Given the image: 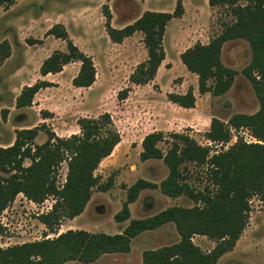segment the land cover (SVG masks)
Here are the masks:
<instances>
[{"label":"rangeland","instance_id":"374dc122","mask_svg":"<svg viewBox=\"0 0 264 264\" xmlns=\"http://www.w3.org/2000/svg\"><path fill=\"white\" fill-rule=\"evenodd\" d=\"M178 1L182 4L183 13L166 25L162 40L165 57L154 77L145 84L130 82L129 76L136 65L146 59L143 34L135 32L120 43L112 42L105 30L102 7L106 5L109 8L110 25L121 28L146 10L172 12ZM212 1L17 0L13 7H0V43L6 34L7 24L15 28V38L25 47L29 38H38L36 45L28 47L33 51L25 70L31 79L36 78L37 66L44 56L53 50L65 49L64 41L47 37L49 35L45 33L46 28L60 19L67 24V28L64 27L72 42L90 56L96 72L95 81L89 87L77 88L72 85V78L78 73L80 62L63 67L58 75H48L54 81L53 88L35 99L29 109H15L10 107V102L25 83L10 77L11 67L4 69L0 63V146L6 147L12 142L16 129L32 125L39 127L36 143L45 142L48 131L59 137H68L79 132L78 118L96 117L104 112L109 113L120 135L112 153L94 171L100 184L112 181V185L105 191L94 188L82 214L72 220L62 218L50 230L41 222L40 216L51 210L55 198L48 197L41 203H34L18 194L0 214L1 248L53 238L68 229L114 234L126 227L131 219L148 217L171 206L192 207L193 201L185 195L169 197L161 193L158 185L168 173L161 159L140 160L141 141L150 132H162L165 136L158 143L163 152L170 147L172 138L169 134L174 132L188 135L212 150L226 149L237 140L259 142L248 128H231L230 137L223 144L206 139L211 118L227 122L233 114H252L258 109L251 85L241 73L251 54L245 40H230L222 47V63L238 72L231 88L222 95L199 93L197 76L189 72L180 60V54L187 48L196 42L208 43L225 25L233 23L236 19L233 8L248 2ZM29 4L27 14L35 15V19L28 21L30 23L23 22L19 12ZM11 7L13 9L6 11ZM12 43L16 48V42ZM188 89L195 92L193 109L180 107L168 100L169 93H184ZM122 90L126 92L123 98L120 97ZM42 100L53 113L38 107ZM29 162L26 159L23 164L28 165ZM181 167L189 184L203 187L205 178L198 176V172L205 171V166L196 167L192 162H186ZM66 171L67 164L62 162L57 184L64 182ZM138 179L154 183L157 187L141 190L136 200L128 204V219L118 222L115 214L122 209L128 188ZM250 205L248 223L235 246L215 264H264V202L253 197ZM178 240L174 223L168 222L138 234L131 240L128 252L104 254L90 263L69 261L65 264H141L145 250L169 246ZM191 240L205 252L215 245L213 240L203 235H193Z\"/></svg>","mask_w":264,"mask_h":264},{"label":"trees","instance_id":"16d2710c","mask_svg":"<svg viewBox=\"0 0 264 264\" xmlns=\"http://www.w3.org/2000/svg\"><path fill=\"white\" fill-rule=\"evenodd\" d=\"M15 0H0V7L8 8ZM233 1V0H232ZM210 3H213L210 0ZM235 21L208 43L196 42L180 54L186 69L197 76L198 91L214 96L227 92L237 70L221 61L223 45L235 39L245 40L250 47V60L241 70L258 101V109L252 114H233L227 122L213 117L205 136L215 144L226 143L230 129L248 128L259 142L237 140L228 148L212 150L183 133H171L170 147L163 152L158 143L165 136L153 131L141 141V161L161 159L167 167L166 177L158 187L169 197L185 195L194 203L192 207L171 206L144 218L131 219L120 233L90 232L68 229L53 238L25 242L6 248L0 247V264H65L69 261L90 263L104 254L128 252L131 240L143 231L153 230L168 222L175 225L178 242L152 250H145L141 264H215L231 251L248 223L250 200L258 197L264 202V0H248L245 5L233 8ZM105 30L114 43L135 32L143 34L146 59L138 63L129 76L134 84L150 81L165 57L162 40L169 20L183 13L178 1L172 12L144 11L132 23L121 28L110 25L111 14L104 5ZM65 42V50H53L39 67L42 76L62 71L63 66L80 62L78 73L72 78L74 87H89L95 81V67L90 56L81 51L69 37L61 23L53 24L46 32ZM38 40L28 39V44ZM10 55L6 40L0 43V63ZM212 83L209 84L208 81ZM54 86L46 80L24 86L16 97L18 108L30 106L35 93L44 87ZM122 90L120 97L123 98ZM168 100L189 109L195 105L191 89L184 93H169ZM79 132L68 137L56 136L48 131L45 142L38 144L35 138L39 127L15 131L11 145L0 146V214L16 195L22 194L34 203L48 197L55 198L50 211L41 214L40 220L50 230L62 218L72 219L80 215L94 188L105 191L111 185L100 184L94 174L100 162L108 157L120 141L109 113L96 117L77 119ZM28 159V165L24 161ZM66 162L67 171L62 184H57L59 166ZM192 162L205 178L203 187L189 184L182 165ZM6 174V175H3ZM154 183L138 179L127 190L122 209L115 214L118 222L129 217L128 204L135 201L145 188H156ZM203 235L215 242L207 252L196 246L191 238Z\"/></svg>","mask_w":264,"mask_h":264},{"label":"crops","instance_id":"0c3cea01","mask_svg":"<svg viewBox=\"0 0 264 264\" xmlns=\"http://www.w3.org/2000/svg\"><path fill=\"white\" fill-rule=\"evenodd\" d=\"M16 2H17V0H15L14 1V3L13 4H11L10 6H14V5H16ZM59 3H61V4H63L62 2H59ZM31 4H29V5H27V6H25V9L23 8V10L22 11H19V12H21V17H23V22H25V21H29L30 19H33L34 17H35V15H28L27 13L30 11L29 10V6H30ZM9 8L8 10H6V11H10L11 9H13V8ZM28 8V9H27ZM27 14V15H26ZM35 19V18H34ZM28 23H30V22H28ZM54 23H61V24H63L66 28H67V24L65 23V21L63 20V19H60L58 22L57 21H55ZM53 23V24H54ZM53 24H51L48 28H46V30L45 31H47ZM5 30H6V34L3 36V40H6L8 43H9V46H10V55L6 58V59H4V61L1 63L2 64V67L5 69V68H10L11 67V70H12V74L10 75V77H16V81L17 82H24L25 83V85L24 86H28V85H31V84H33V83H35L36 82V80H46V81H49V82H54L53 80H50L49 78H48V75H52V76H55V75H58L59 73H61L62 71H60V72H58V73H55V74H51V73H49V74H47V75H45V76H42L41 74H40V72H39V67H40V65H41V63H42V61L47 57V56H44V58H42L41 59V61L39 62V64H38V66H37V73H36V78H34V79H31L30 77V74L28 73V72H26L27 70H25L26 69V67L27 66H29V61H30V57H31V55H32V51L33 50H31L30 48H28L29 46H33V45H36V43L35 44H28V46L27 47H25L24 45H23V43L22 42H18V39H16L15 38V36H16V30H15V28H12L9 24H7L6 26H5ZM67 30V29H66ZM68 31V30H67ZM9 36V37H8ZM47 37H54V36H52V35H49V36H47ZM12 38V39H11ZM16 39V40H15ZM32 39H38V38H32ZM12 42H16L15 43V46H17L16 48H13V43ZM202 44H206L207 42H201ZM60 50V49H59ZM61 50H63V49H61ZM65 50V49H64ZM49 56V55H48ZM11 61V62H10ZM77 62V61H76ZM10 63V64H9ZM72 63H75V62H72ZM72 63H69V64H66V65H64L63 67H67V66H69L70 64H72ZM80 67V66H79ZM79 67H78V70H79ZM10 72V71H9ZM75 76V75H74ZM235 79V78H234ZM234 82V81H233ZM233 84V83H232ZM24 86H22L21 88H20V90H19V92L12 98V100H11V104H12V106H10V107H13V108H15V109H23V108H30L31 107V105H32V103L34 102V100L35 99H39L38 97L39 96H42L45 92H47V91H49V89L50 88H53L54 86H50V87H44V88H41V89H39L36 93H35V95H34V97H33V100H32V103H31V105L30 106H26V107H21V108H18V107H16L15 106V100H16V97L20 94V91L22 90V88L24 87ZM232 86V85H231ZM77 88H84V87H77ZM231 88V87H230ZM192 92H193V94H194V96H195V92L192 90ZM200 93V92H199ZM38 107H40V108H42L43 109V111H48L49 113H53V111L52 110H50L49 108H48V106H47V103L44 101V100H42V102H40V104H38ZM193 109V108H192ZM5 111V110H4ZM3 111V112H4ZM43 118H45V117H43ZM32 127H36V126H34V125H32V126H25V127H23V128H32ZM23 128H20V129H23ZM16 130H19V129H16ZM38 132H39V130H38ZM37 137V136H36ZM14 138H15V136H14ZM14 138L12 139V142L9 144V145H11L12 143H13V141H14ZM39 144V143H38ZM41 144V143H40ZM85 210V209H84ZM83 210V211H84ZM83 213V212H82ZM81 213V214H82ZM79 216V215H78ZM77 217V216H76ZM73 219V218H72ZM71 219V220H72ZM122 231V230H121ZM121 231H119V232H117V233H120ZM105 233V232H104ZM108 234H110V233H108ZM115 234V233H114Z\"/></svg>","mask_w":264,"mask_h":264}]
</instances>
